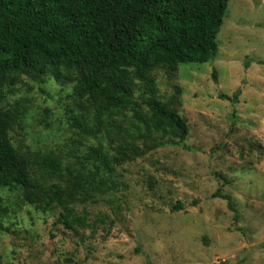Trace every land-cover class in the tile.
Here are the masks:
<instances>
[{
	"label": "rangeland",
	"instance_id": "obj_1",
	"mask_svg": "<svg viewBox=\"0 0 264 264\" xmlns=\"http://www.w3.org/2000/svg\"><path fill=\"white\" fill-rule=\"evenodd\" d=\"M217 41L212 60L152 72L156 93L187 119V138L122 163L115 190L77 207L88 223L77 233L57 208L0 187L2 264H264V0H229ZM71 90L24 77L6 95L22 111L10 129L19 152L71 163L93 142L73 123L82 110ZM136 90L149 93L142 81Z\"/></svg>",
	"mask_w": 264,
	"mask_h": 264
},
{
	"label": "trees",
	"instance_id": "obj_2",
	"mask_svg": "<svg viewBox=\"0 0 264 264\" xmlns=\"http://www.w3.org/2000/svg\"><path fill=\"white\" fill-rule=\"evenodd\" d=\"M228 1L0 0V187L39 210L57 208L73 233L87 226L77 207L115 190L122 163L187 138V119L156 93L152 72L212 60ZM45 76L72 83L82 110L73 123L93 141L71 163L23 154L10 138L22 111L5 106L6 95L24 77ZM140 81L149 93L136 94ZM219 96L235 100L237 91ZM214 196L232 208L230 195Z\"/></svg>",
	"mask_w": 264,
	"mask_h": 264
}]
</instances>
